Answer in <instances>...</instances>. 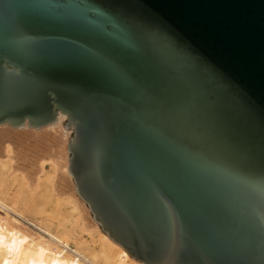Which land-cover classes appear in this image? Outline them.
<instances>
[{
	"label": "water",
	"instance_id": "1",
	"mask_svg": "<svg viewBox=\"0 0 264 264\" xmlns=\"http://www.w3.org/2000/svg\"><path fill=\"white\" fill-rule=\"evenodd\" d=\"M59 114L128 255L264 264V0H0V125Z\"/></svg>",
	"mask_w": 264,
	"mask_h": 264
},
{
	"label": "bare ground",
	"instance_id": "2",
	"mask_svg": "<svg viewBox=\"0 0 264 264\" xmlns=\"http://www.w3.org/2000/svg\"><path fill=\"white\" fill-rule=\"evenodd\" d=\"M64 119L59 114L41 128L0 125L1 165L9 174L18 173L24 187L44 189L38 196L29 193L32 206L18 193L0 195V264H143L105 232L98 233L89 207L77 196L67 168L69 129ZM7 127L19 131L11 133ZM37 201L44 203L40 209L33 205Z\"/></svg>",
	"mask_w": 264,
	"mask_h": 264
},
{
	"label": "rangeland",
	"instance_id": "3",
	"mask_svg": "<svg viewBox=\"0 0 264 264\" xmlns=\"http://www.w3.org/2000/svg\"><path fill=\"white\" fill-rule=\"evenodd\" d=\"M64 123H65V119L63 120V122H62V124L64 125ZM6 129H8L9 131H11V133L12 132H15V131H19V130H16V129H12V128H9V127H7ZM67 129H69V134H68V139H70V137H71V135H72V129L71 128H67ZM24 131H31V130H29V129H24ZM41 131V130H40ZM4 161V160H3ZM0 162H1V160H0ZM50 168H49V166L48 165H46L45 166V170H44V172H45V174L47 173H49L50 172V170H49ZM45 174H43L42 176H41V179H43L44 178V175ZM18 175V176H17ZM19 174L18 173H16V175L15 174H9V172H8V169L7 168H5V167H3L2 165H1V163H0V195H4V196H6V197H8V198H11L14 194H16V193H18L19 195H21V197H22V199H23V202L25 203V205H29V206H32V200H31V198H30V195H29V193L30 192H36V196H38V194L41 192L42 193V190H44V189H42L41 188V191L39 190V188H37V184H32L31 186H28V187H24L23 185H21V179L19 178ZM72 181H73V179H72ZM73 184H74V182H73ZM44 185V184H43ZM37 188V189H36ZM43 194V193H42ZM78 196V195H77ZM80 198V197H79ZM43 199V198H42ZM81 199V198H80ZM44 202V201H43ZM34 205V207L35 208H38V209H40V207L42 206V205H44V203H42L41 201H37L35 204H33ZM89 209V208H88ZM21 210H25V208H22L21 207ZM49 207H46V212L45 213H49ZM34 212H35V210H34ZM89 212H90V210H89ZM90 214H91V212H90ZM40 215H42V213H34L33 214V216L34 217H36V218H39V217H37V216H40ZM46 215V214H45ZM92 215V214H91ZM43 216V215H42ZM93 219V218H92ZM93 221H95L94 219H93ZM97 223V222H96ZM97 225H98V227H99V229L97 230L98 231V233L99 232H103L102 230H101V228H100V225L97 223ZM135 259V258H134ZM137 260V259H136ZM137 261H139V260H137ZM141 262V261H140ZM142 263V262H141Z\"/></svg>",
	"mask_w": 264,
	"mask_h": 264
}]
</instances>
